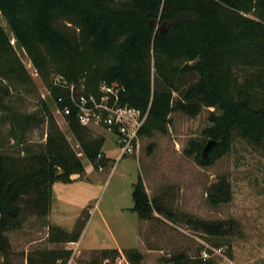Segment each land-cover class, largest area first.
<instances>
[{"label": "trees", "instance_id": "16d2710c", "mask_svg": "<svg viewBox=\"0 0 264 264\" xmlns=\"http://www.w3.org/2000/svg\"><path fill=\"white\" fill-rule=\"evenodd\" d=\"M0 12L55 101L65 91L53 84L52 72L68 81L82 79L90 89L101 81H116L124 87L122 103L147 111L139 131L146 137L165 133L174 110L192 117L202 107H217L221 113L210 115L211 125L205 129L216 144L208 159L201 156L204 165L229 151L235 134L264 144V0H0ZM10 50V37L0 26V111H10L4 103L10 85L31 82L27 71L8 56ZM109 53L114 58L111 64L103 60ZM40 105L39 112L16 111L3 117L18 144L24 143L28 129L46 124L47 130L44 142L36 148L24 146L22 156L0 153L2 264H17L12 262L6 232L19 228L26 214L48 216L54 182L70 183L72 175L84 176L83 162L48 105L43 100ZM64 119L83 156L95 168L105 165L107 157L96 161L103 153L104 137L82 126L74 111ZM196 151L190 143L184 154ZM131 195V209L140 219L153 212L174 218L166 206L148 197L141 176L132 184ZM231 198V185L223 176L207 188L206 199L212 205ZM184 220L208 235L223 234L227 224L192 216ZM83 222L78 220L74 231L45 222L47 241L76 242ZM100 252L103 258L119 255L115 248ZM123 253L140 264L142 254L136 248ZM71 255L67 247H40L27 251L21 264H68ZM169 263L214 264L182 253L171 256Z\"/></svg>", "mask_w": 264, "mask_h": 264}, {"label": "rangeland", "instance_id": "374dc122", "mask_svg": "<svg viewBox=\"0 0 264 264\" xmlns=\"http://www.w3.org/2000/svg\"><path fill=\"white\" fill-rule=\"evenodd\" d=\"M0 26L10 37L11 55H7L31 77V82L10 85V92L4 98L6 109L10 111H0V153L22 156L24 146L36 148L44 142L46 124L26 130L22 136L24 143L18 144L10 122L3 119L16 111L39 112L40 100H43L84 165L83 178L72 175L71 178L76 179L73 182H54L53 203L58 204L51 216L54 224L74 231L78 220L79 224L84 221L85 225L92 215L80 247L114 246L101 219L103 215L120 246L136 248L142 254L140 264H170L173 255L182 253L190 258L200 257L202 250L210 255L214 264H264V144H255L235 134L229 151L208 164H201L202 149L211 139L205 132L211 125L209 116L221 111L217 107H202L191 117L174 110L170 113L165 133L140 136L135 150L123 158H117L120 151L113 133L93 126L90 130L94 135L104 136L102 150L108 158L103 169L98 170L83 156L66 121L57 111L56 101L38 75L29 52L15 42L1 12ZM103 60L111 64L114 58L109 53L103 55ZM54 75L52 72L50 77ZM185 82L182 83L188 81ZM172 96L175 102L177 92L174 91ZM190 143L195 144L197 151L188 156L184 149ZM138 176L143 179L148 197L156 198L173 212V219L156 212L148 219H140L136 212L127 209L133 205L132 184ZM222 176L231 185L232 198L227 203L212 205L206 199L207 188ZM185 216L225 221V232L208 235L194 230L185 222ZM45 222L48 223L47 217L26 214L19 228L6 232L14 252L11 256L13 263L24 262V254L29 250L53 246L47 241ZM68 244L56 247L69 248ZM70 249V264L78 261L101 263L105 259L99 250L78 253L74 248ZM214 249L219 250L215 253ZM119 253L124 254L123 249ZM118 257H109L107 264L117 263ZM2 261L0 256V264Z\"/></svg>", "mask_w": 264, "mask_h": 264}, {"label": "built area", "instance_id": "2783aa9c", "mask_svg": "<svg viewBox=\"0 0 264 264\" xmlns=\"http://www.w3.org/2000/svg\"><path fill=\"white\" fill-rule=\"evenodd\" d=\"M52 81L55 86L65 91L56 100L57 111L63 118L74 111L82 126L89 129L96 126L113 133L120 151L117 158L135 150L147 111L142 113L139 109L121 102V93L124 91L122 85L116 81H101L96 89H90L84 80L68 81L60 74H55ZM103 158H106L104 153H99L96 161ZM103 166L99 163L97 169L102 170ZM218 250L214 249V252ZM118 256L115 264H129L124 254L119 253ZM200 258L209 259L210 255L202 250ZM108 260L105 258L101 263L93 264H107Z\"/></svg>", "mask_w": 264, "mask_h": 264}, {"label": "crops", "instance_id": "0c3cea01", "mask_svg": "<svg viewBox=\"0 0 264 264\" xmlns=\"http://www.w3.org/2000/svg\"><path fill=\"white\" fill-rule=\"evenodd\" d=\"M104 137V136H103ZM103 151V150H102ZM103 153H104V155H105V152L103 151ZM106 156V155H105ZM107 157V156H106ZM84 177V176H83ZM82 177V178H83ZM76 179H73L72 180V182L73 181H75ZM53 186H54V183H53V185H52V187H51V206H50V211H49V214H48V216H47V220H48V223L50 224V225H56V224H54L52 221H51V216H52V212L54 211V209H56L57 208V203H53ZM53 204V205H52ZM133 206V205H132ZM132 206H130V207H128L127 209H129V210H131V211H133L131 208H132ZM84 208V207H83ZM83 208H81V210L83 209ZM135 212V211H134ZM92 219V215L90 216V218H89V220H87V222L85 223V225L83 226V228H82V230H81V233H80V236H79V238H78V240L76 241V242H70L69 244H68V246H69V248H74L75 250H76V252H81V251H89V250H102V249H110V248H115V249H117V250H121V249H126L127 247H122V246H120V244H119V242H118V239H117V237L115 236V234H114V232L111 230V228L108 226V223H107V221H106V219H105V217H103V215H101V219L103 220V222H104V224H105V226H106V228H107V232L110 234V236H111V238L113 239V241H114V246H110V247H93V246H89V247H84V248H81L80 246H81V240H82V238H83V235L85 234V229H86V227H87V225L89 224V222H90V220ZM57 226H59V225H57ZM60 227H62V226H60ZM63 228V227H62ZM52 245L53 246H51V247H49V248H54V247H56V245H58V244H56V243H52ZM129 248H131V247H129ZM74 250V251H75ZM68 264H70L69 262H68Z\"/></svg>", "mask_w": 264, "mask_h": 264}, {"label": "water", "instance_id": "95a60500", "mask_svg": "<svg viewBox=\"0 0 264 264\" xmlns=\"http://www.w3.org/2000/svg\"><path fill=\"white\" fill-rule=\"evenodd\" d=\"M216 144V141L214 139H209L206 143V145L203 147L201 156L203 159H208L209 157V151L211 148Z\"/></svg>", "mask_w": 264, "mask_h": 264}]
</instances>
